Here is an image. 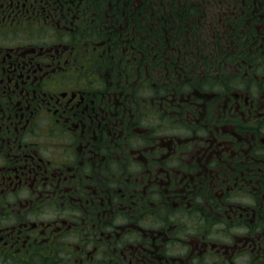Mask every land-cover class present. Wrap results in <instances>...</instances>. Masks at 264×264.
<instances>
[{
	"label": "flooded vegetation",
	"instance_id": "flooded-vegetation-1",
	"mask_svg": "<svg viewBox=\"0 0 264 264\" xmlns=\"http://www.w3.org/2000/svg\"><path fill=\"white\" fill-rule=\"evenodd\" d=\"M0 264H264V0H0Z\"/></svg>",
	"mask_w": 264,
	"mask_h": 264
},
{
	"label": "bare ground",
	"instance_id": "bare-ground-1",
	"mask_svg": "<svg viewBox=\"0 0 264 264\" xmlns=\"http://www.w3.org/2000/svg\"><path fill=\"white\" fill-rule=\"evenodd\" d=\"M168 95V94H167ZM260 126V125H259ZM128 187V186H127ZM195 207V206H194Z\"/></svg>",
	"mask_w": 264,
	"mask_h": 264
}]
</instances>
